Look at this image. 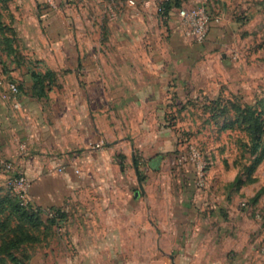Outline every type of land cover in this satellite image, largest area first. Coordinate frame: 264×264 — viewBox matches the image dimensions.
<instances>
[{
	"label": "crops",
	"instance_id": "crops-1",
	"mask_svg": "<svg viewBox=\"0 0 264 264\" xmlns=\"http://www.w3.org/2000/svg\"><path fill=\"white\" fill-rule=\"evenodd\" d=\"M42 1L25 2L39 19L21 30L55 82L46 98L18 94L17 109L0 100V162L30 181L28 206L62 214V258L43 244L33 264H264V229L233 204L204 213L191 192L159 199L152 181L178 148L171 107L228 29L213 20L196 42L155 0H66V14Z\"/></svg>",
	"mask_w": 264,
	"mask_h": 264
},
{
	"label": "rangeland",
	"instance_id": "rangeland-1",
	"mask_svg": "<svg viewBox=\"0 0 264 264\" xmlns=\"http://www.w3.org/2000/svg\"><path fill=\"white\" fill-rule=\"evenodd\" d=\"M25 2L28 3L27 0H0V21L4 27L0 31V100L11 101L8 87L17 82H26L29 79L26 71H41L43 67L39 60L33 58L32 48L26 44L21 30L26 20L39 19L35 6L26 9ZM43 4L53 8L56 3L54 0L40 2L38 10L46 12L42 10ZM58 4V9L66 14V0H60ZM196 4H203L210 20L222 23L221 27L228 29V44L211 55L203 53L198 65L200 75L196 81L199 87L191 96L188 93L177 103L175 109L171 107L168 115H175L176 121L169 125L176 131L178 148L173 159L166 161V169L152 178L161 187L156 195L162 200L164 195L169 198V191L172 196L179 192L186 196L191 192L194 197L190 202L191 208L204 213L217 209L222 214L223 205L229 202L237 211L245 213L251 222L264 229V204L260 205L264 201V193L256 204L253 201L259 190L264 188V159L251 174L248 173L246 168L251 163L252 155L249 149L239 147L240 143L247 144L248 139L238 130V125L222 127L236 113L228 110L220 112L218 116V111L208 107L212 99L218 98L225 103L241 105L260 99L264 131V0H186L184 8ZM221 53L225 55V62ZM23 60L26 62L23 63ZM212 67L214 77L207 78ZM198 164L204 167L205 172L202 187L197 186L194 177ZM6 176L0 162V197L10 195L5 185ZM195 198L201 202L198 208ZM49 216L42 219L46 227L40 225L26 230L27 235L35 237V240H28L21 246V255L17 250L13 251L24 256V264L34 263V259L42 254L39 247L43 244L53 245L51 254L62 258L61 244L64 238L55 225H48L46 217ZM214 223L217 224L213 221V227ZM13 229L0 227V240L7 243L12 239ZM153 241L154 237L151 238ZM0 264H10L5 252H0Z\"/></svg>",
	"mask_w": 264,
	"mask_h": 264
},
{
	"label": "trees",
	"instance_id": "trees-1",
	"mask_svg": "<svg viewBox=\"0 0 264 264\" xmlns=\"http://www.w3.org/2000/svg\"><path fill=\"white\" fill-rule=\"evenodd\" d=\"M185 3L186 0H165L162 4L163 13L159 14L160 17H167L171 10H179L184 7ZM3 30L4 27L0 21V31ZM25 60H23V63L26 62ZM26 73L29 74V79L24 83L17 82L16 84L18 94H30L37 99L46 98L55 82L53 72L45 69L44 71L32 70L30 73L26 71ZM208 107L213 111H218V116L220 112H226L228 110L236 113V116L228 122L223 123L222 127L229 128L230 126L238 125V130L244 133L243 135L248 139L247 144L240 143L239 147L242 149L245 148V150L249 149V154L252 155L251 163L246 168L247 172L251 174L264 159V131L262 128V103L260 99H256L250 104L245 103L241 105L228 101L225 103L218 98L212 99ZM8 193L10 195L0 197V227L2 229L13 227L12 232L14 233V237L7 243L3 239L0 240V252H5V256L9 258L10 264H24V260L22 259L24 256H20L23 252L21 246L28 240H35V237L32 236L31 238V236L27 235L26 230L29 228H37L40 225L44 226L42 222L43 217L40 215L41 212L39 210L32 209L28 205H22L20 198L16 194L11 193L10 190ZM262 193H264V188H261L255 195L253 199L255 204L259 201ZM50 213L52 215L46 217L48 225L59 227L62 220L61 212L58 210H50L48 214ZM5 214V218H3ZM14 250H17L20 255L13 252Z\"/></svg>",
	"mask_w": 264,
	"mask_h": 264
},
{
	"label": "built area",
	"instance_id": "built-area-1",
	"mask_svg": "<svg viewBox=\"0 0 264 264\" xmlns=\"http://www.w3.org/2000/svg\"><path fill=\"white\" fill-rule=\"evenodd\" d=\"M165 0H155L156 11L158 14L163 13L162 4ZM177 16L179 19L182 32L185 37H188L196 42H202L208 33L210 26V16L203 4H196L190 8H180L177 10ZM8 91L11 94L12 107L19 108L18 103V88L15 84H11L8 87ZM99 146V145H98ZM2 169L7 173L5 185L7 189L16 194L22 205H28V192L30 188V181L21 172L14 169L11 161L1 162ZM204 167L198 164L194 170V177L196 179L197 186L202 187L204 182Z\"/></svg>",
	"mask_w": 264,
	"mask_h": 264
}]
</instances>
